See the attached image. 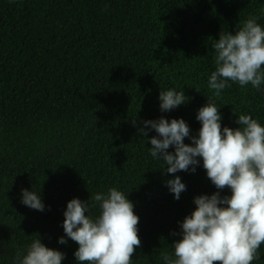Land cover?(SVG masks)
I'll list each match as a JSON object with an SVG mask.
<instances>
[{
	"label": "trees",
	"instance_id": "trees-1",
	"mask_svg": "<svg viewBox=\"0 0 264 264\" xmlns=\"http://www.w3.org/2000/svg\"><path fill=\"white\" fill-rule=\"evenodd\" d=\"M250 17L264 27V0H0V264L36 235L76 264V243H57L66 203L88 200L96 216L92 197L112 187L139 217L132 264H164L194 197L217 190L198 166L175 174L186 191L173 199V175L149 155L155 132L141 137L140 122L182 118L195 136L212 98L222 127L241 114L264 125V86L232 83L220 97L207 86L219 34ZM170 88L187 101L162 113L159 91ZM21 189L39 191L45 211L21 204ZM259 255L252 264H264V245Z\"/></svg>",
	"mask_w": 264,
	"mask_h": 264
},
{
	"label": "clouds",
	"instance_id": "clouds-1",
	"mask_svg": "<svg viewBox=\"0 0 264 264\" xmlns=\"http://www.w3.org/2000/svg\"><path fill=\"white\" fill-rule=\"evenodd\" d=\"M257 19L250 17L234 34L220 33L213 44L215 70L207 86L214 97L232 83L258 91L264 86V27ZM158 100L159 110L167 113L184 105L187 97L182 90L170 88L159 91ZM206 101L196 112L200 128L195 136L182 118L144 120L138 129L141 137L155 132L147 140L149 155L173 175L165 181L173 199L179 200L186 191L175 174L194 173L198 166L217 190L194 197L195 208L178 222L180 238L171 245L173 251L163 256L164 264H252L260 259L264 245V125L250 114H241L235 120L238 127H222L220 108L214 99ZM185 138L190 144L184 143ZM225 188L230 194L222 196ZM92 200V206L99 208L96 216L89 214L88 200L73 198L66 203L60 225L64 235L57 243L64 245L67 239L76 243V264H132L141 244L134 204L115 187L96 193ZM20 203L39 212L46 208L34 190L21 189ZM64 259L63 252L46 247L36 235L17 251L13 264H62Z\"/></svg>",
	"mask_w": 264,
	"mask_h": 264
}]
</instances>
